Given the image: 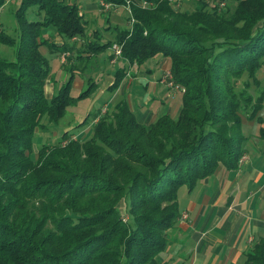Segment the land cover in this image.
Segmentation results:
<instances>
[{
    "label": "trees",
    "instance_id": "obj_1",
    "mask_svg": "<svg viewBox=\"0 0 264 264\" xmlns=\"http://www.w3.org/2000/svg\"><path fill=\"white\" fill-rule=\"evenodd\" d=\"M144 1L152 5L130 6L133 29L115 36L120 57L131 63L170 58V79L183 88L178 115L139 122L123 100L84 141L43 143L33 157L43 117L58 121L74 101L70 80L52 96L46 92L43 30L54 27L63 38H75L88 20L67 0H20L16 36L1 37L16 55L0 57V264H168L157 256L180 217L178 188L191 190L219 164L238 167L247 138L240 112L253 119L260 102L235 84L264 62V0H238L233 19L224 18L227 8L203 0L192 12L169 0ZM32 7L40 16L33 21ZM259 134L264 138V128ZM242 264H264V236Z\"/></svg>",
    "mask_w": 264,
    "mask_h": 264
},
{
    "label": "rangeland",
    "instance_id": "obj_2",
    "mask_svg": "<svg viewBox=\"0 0 264 264\" xmlns=\"http://www.w3.org/2000/svg\"><path fill=\"white\" fill-rule=\"evenodd\" d=\"M67 1L81 7L84 18L88 20L85 33L75 38H63L54 27L44 28L42 38L48 42L40 45V51L50 69L45 85L47 94L52 96L70 80V94L74 97V101L67 105L66 111L58 117V121H52L49 115L43 117L42 125L37 129L34 137L33 157L37 156L38 149L43 143L55 144L61 141L66 143L70 139L84 141L92 135L93 126L102 117L107 116V121L113 118L118 110V104L123 100L129 104L132 112L133 108L143 113L148 111L146 114L148 120L142 121L136 117L139 122L144 123L165 113L176 117L180 111L183 88L173 84L170 79V58L155 55L131 63L126 58L114 54L113 45L119 44L115 36L122 29L128 28L129 31L133 29V19L130 18L131 4L137 2L139 6L148 7L152 3H145L144 0H127L123 5L105 0ZM203 1L209 7L216 4L218 8H227L224 18L233 19L238 0ZM169 2L175 8L188 12H192L195 6L200 4L198 0H169ZM19 7L20 0H6L0 8V57L10 60L15 59V47L5 43V38L1 37L16 36L18 30L16 11ZM39 18L34 7L28 10L29 20ZM237 24L242 23L238 21ZM107 41L111 43L109 47L96 49ZM49 42H55L59 47ZM119 45L122 48V44ZM119 76L123 77L121 82L116 87H110ZM235 87L237 89L245 87L253 100L259 99L260 105L253 119H249L248 114L240 110L241 132L246 136L255 132L259 134L260 128H264V62L253 75L248 72L241 74ZM83 91L87 93L81 95ZM63 131L67 132L65 137ZM246 141L245 139L243 146ZM177 192L181 214L188 198L187 185H181ZM193 193H197V188H194ZM117 206L123 220L126 219L128 214L124 196L119 197ZM33 210L38 216L40 215L37 206H34ZM179 222L178 219L175 223L178 225ZM47 227L45 226L44 230ZM191 247L190 241L187 243L170 241L157 257L167 258L168 264H189L191 257H188V252Z\"/></svg>",
    "mask_w": 264,
    "mask_h": 264
},
{
    "label": "crops",
    "instance_id": "obj_3",
    "mask_svg": "<svg viewBox=\"0 0 264 264\" xmlns=\"http://www.w3.org/2000/svg\"><path fill=\"white\" fill-rule=\"evenodd\" d=\"M133 112L148 120V111ZM246 140L238 167L219 164L200 179L188 192L179 224L167 229L169 242L192 243L189 264H240L264 236V138L255 132Z\"/></svg>",
    "mask_w": 264,
    "mask_h": 264
},
{
    "label": "built area",
    "instance_id": "obj_4",
    "mask_svg": "<svg viewBox=\"0 0 264 264\" xmlns=\"http://www.w3.org/2000/svg\"><path fill=\"white\" fill-rule=\"evenodd\" d=\"M113 50H114V54L116 56H120V54H121V46L119 44H114L113 45ZM244 157H245V155L242 154L241 157L239 158V162H241L244 159Z\"/></svg>",
    "mask_w": 264,
    "mask_h": 264
}]
</instances>
